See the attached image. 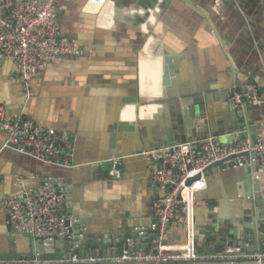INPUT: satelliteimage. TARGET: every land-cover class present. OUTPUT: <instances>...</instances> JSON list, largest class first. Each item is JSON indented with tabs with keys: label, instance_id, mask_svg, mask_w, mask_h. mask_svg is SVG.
Returning <instances> with one entry per match:
<instances>
[{
	"label": "crops",
	"instance_id": "obj_1",
	"mask_svg": "<svg viewBox=\"0 0 264 264\" xmlns=\"http://www.w3.org/2000/svg\"><path fill=\"white\" fill-rule=\"evenodd\" d=\"M55 7L62 35L82 56L50 64L26 86L16 63L0 55V105L4 122L33 121L69 134L72 167L1 150L8 136L0 125V261L84 254L85 243L114 245L132 231L149 238L162 194L149 181L156 163L150 152L207 136L233 145L241 133L264 142V0H225L221 14L213 0H55ZM159 84L165 113L156 121L140 117ZM249 84L260 88V104L235 107L230 98ZM252 164L259 171L250 184ZM206 179L195 213L200 253L220 222L236 232L243 224L233 220L259 225L264 218V161L211 166ZM46 180L78 222L70 245L17 233L2 206L5 197L34 192ZM185 243L184 227L172 225L165 245ZM138 245L150 249L154 241Z\"/></svg>",
	"mask_w": 264,
	"mask_h": 264
},
{
	"label": "built area",
	"instance_id": "obj_2",
	"mask_svg": "<svg viewBox=\"0 0 264 264\" xmlns=\"http://www.w3.org/2000/svg\"><path fill=\"white\" fill-rule=\"evenodd\" d=\"M224 4L225 0H213L216 13L221 14ZM262 17L264 19V9ZM0 55L16 63L18 73L28 86L33 76L45 71L50 64L79 59L82 51L62 35L55 0H0ZM159 85V95L154 92L152 100L142 105L140 117L145 115L156 121L165 113V87ZM230 102L235 107L258 105L261 102L260 88L249 84L245 92L234 94ZM5 116V108L0 105V125L6 129L8 136L1 150L12 148L42 163L72 167L74 144L69 134L33 121L24 124L19 121L4 122ZM251 154L264 157V142L254 143L248 133H241L233 145H222L217 137L207 136L150 152L151 161L156 163L149 166V181L152 187L160 188L162 194L153 203L156 224L152 234L155 238L154 246L148 251L125 250L121 255L112 256L72 251L69 256L60 258L34 257L21 261H0V264H168L239 259L226 255V252L201 256L195 217L199 206L197 195L207 188L206 173L212 165L221 163L222 168L230 169L237 164L249 163L245 155ZM112 174L120 175L118 169H114ZM189 180L194 181L188 184ZM2 206L17 233L45 243L59 239L72 241L71 232L74 233L78 225L65 213L63 195L57 193L47 180L34 192L22 191L5 197ZM175 224L184 227L186 243L179 247H167L166 235ZM143 235L147 237V231ZM250 247L249 242L245 243V248ZM242 258L264 264V252L261 251L246 253Z\"/></svg>",
	"mask_w": 264,
	"mask_h": 264
},
{
	"label": "water",
	"instance_id": "obj_3",
	"mask_svg": "<svg viewBox=\"0 0 264 264\" xmlns=\"http://www.w3.org/2000/svg\"><path fill=\"white\" fill-rule=\"evenodd\" d=\"M171 71H172L171 66L170 67L166 66L164 70L166 78H168V76L172 74ZM242 107L243 109H246L247 106L246 104H244ZM252 138L254 140L253 141L254 143L257 142L254 137ZM245 156L248 157L249 160L264 161V157L256 156L255 154L245 155ZM212 166L222 168L221 163H217ZM247 171L249 173L248 182L251 184L253 183V178H256V174L258 173L259 169L257 165L252 164V166L248 168ZM194 180H189L188 184H191ZM258 183L259 182L255 184L257 185ZM254 223L255 221L253 219L247 220L246 222L243 223V226L239 231L236 232L231 231L228 234H220L217 232L208 234L207 237L205 238L206 245L200 248L201 256L220 255L226 252V255L232 257H239V259L225 260V261L206 260V261H198L196 263L180 262V263H168V264H258L255 261H247L242 258L246 253H254L256 251L264 252V218L260 219L259 225ZM71 234H73V231L71 232ZM141 238H144L146 242H153L155 235H151L148 238L145 237L141 232L137 233L135 231H132L130 232V234L125 235L123 238H120L119 242L114 245H112L108 241L107 242L96 241L95 243H85V246L87 250L91 251L93 254H101V255L107 254L110 256L121 255L125 250H130V251L150 250V249H143L141 246L138 245ZM123 239H124V245L122 243ZM57 241L61 242L62 244H68V245L71 244V241L67 239H59ZM57 241L52 243L51 242H46V243L50 244L51 246H54V244H56ZM246 241H249L252 247L245 248ZM257 241H259L258 247H256ZM80 245H81L80 243H77L78 247ZM100 264H115V263L103 262ZM125 264H137V263H125ZM140 264H151V263H140Z\"/></svg>",
	"mask_w": 264,
	"mask_h": 264
},
{
	"label": "rangeland",
	"instance_id": "obj_4",
	"mask_svg": "<svg viewBox=\"0 0 264 264\" xmlns=\"http://www.w3.org/2000/svg\"><path fill=\"white\" fill-rule=\"evenodd\" d=\"M70 42V41H69ZM149 93V90L147 91V94ZM166 99H167V95H166ZM245 221H247V219L245 218L244 220H233L232 223L233 224H237V225H242ZM223 222H220V226H218V231L217 233H220V234H228L230 233L231 231L229 230L230 226L227 225V224H221Z\"/></svg>",
	"mask_w": 264,
	"mask_h": 264
},
{
	"label": "bare ground",
	"instance_id": "obj_5",
	"mask_svg": "<svg viewBox=\"0 0 264 264\" xmlns=\"http://www.w3.org/2000/svg\"><path fill=\"white\" fill-rule=\"evenodd\" d=\"M151 92V90L149 89V93ZM154 92H156L157 93V95H158V89H156Z\"/></svg>",
	"mask_w": 264,
	"mask_h": 264
}]
</instances>
